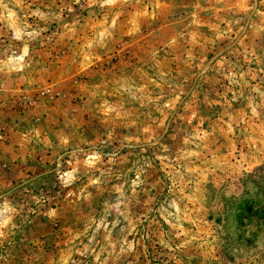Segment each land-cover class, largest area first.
I'll list each match as a JSON object with an SVG mask.
<instances>
[{"label":"rangeland","instance_id":"1","mask_svg":"<svg viewBox=\"0 0 264 264\" xmlns=\"http://www.w3.org/2000/svg\"><path fill=\"white\" fill-rule=\"evenodd\" d=\"M0 264H264V0H0Z\"/></svg>","mask_w":264,"mask_h":264}]
</instances>
